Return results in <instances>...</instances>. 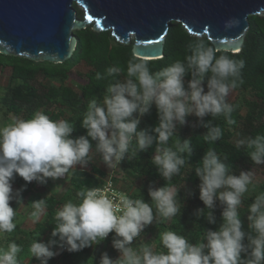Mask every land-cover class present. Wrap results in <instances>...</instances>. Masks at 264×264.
I'll list each match as a JSON object with an SVG mask.
<instances>
[{
    "label": "clouds",
    "instance_id": "9594fccd",
    "mask_svg": "<svg viewBox=\"0 0 264 264\" xmlns=\"http://www.w3.org/2000/svg\"><path fill=\"white\" fill-rule=\"evenodd\" d=\"M244 68L243 59L217 54L213 46L195 40L188 44L183 60L177 59L159 71L152 72L145 60L133 57L122 80L117 79L123 75L119 66H109L103 75L97 72L96 80L111 78V82L102 100L93 97L87 104L81 122L86 135L74 138L73 124L64 119L54 121L40 111L30 119H17L0 128V233H12L16 228L17 213L11 204H23L25 190H13L17 176L25 184L35 181L44 185L49 179H61L76 166L84 168L92 162V142L108 168L126 158L135 159L155 144L151 163L166 183L159 188L149 186L152 203L121 196V205H116L101 195L100 189L87 188L78 194L82 197L78 204L68 201L57 212L56 226L47 242L31 243L30 251L39 264H49L63 251L75 253L98 246L109 234H113L112 247L119 256L112 259L102 253L99 264H264V193L249 206L245 231L238 209L252 184V173L230 174L229 165L212 149L195 168L200 181L199 199L205 206L196 210V217L215 224L214 210L219 203L223 210L218 230H205L196 244L174 231H165L160 238L166 252H154L146 245L138 251L131 246L156 217L170 221L181 214L180 191L169 182L185 165V154L192 157L193 148L192 140H182L178 129L194 116L199 126L207 129L203 135L206 142L221 139V128L210 126L209 121L204 123V118L222 115L229 125L236 123L227 97L243 83ZM187 77L190 79L185 85ZM153 106L158 123L151 129H141L142 119ZM236 146L251 149V161L264 164V135L238 140ZM31 205L36 210L32 215L38 218L45 199ZM21 251L15 242H10L7 249L0 248V264H18Z\"/></svg>",
    "mask_w": 264,
    "mask_h": 264
},
{
    "label": "trees",
    "instance_id": "16d2710c",
    "mask_svg": "<svg viewBox=\"0 0 264 264\" xmlns=\"http://www.w3.org/2000/svg\"><path fill=\"white\" fill-rule=\"evenodd\" d=\"M73 7L76 9L75 4ZM77 15L83 18L79 10ZM248 22L249 28L240 51H216L217 54H229L245 61V68L242 70L243 83L227 97L233 106L232 119L236 123L229 125L222 115L205 117L204 123L209 121L210 126H219L222 130L221 139L215 143L204 140L203 135L207 129L199 126L194 116L189 117L188 122L178 129L179 137L182 140L190 138L193 148L192 157L188 158L185 154V165L169 182L180 191L182 212L170 221L156 217L153 224L133 241L131 246L138 251L146 245L154 252H166L160 238L165 231H174L185 236L190 243L196 244L201 241L205 230H218L223 210L219 203L214 210L215 224H209L204 217H196V210L204 209L205 206L199 199L200 181L195 176V168L200 166V161L209 149L214 150L229 165L230 174L238 176L241 171H251L252 176L259 175L257 179L252 177V184L243 195L238 209L244 230H248V208L257 195L264 193V164L253 163L249 158L251 149L246 146L238 148L236 145L238 140L264 135V13L249 16ZM74 35L77 38L76 47L72 56L62 64L32 61L0 53V76L4 79L2 87L0 86V111L3 119H12L13 123L17 119H30L35 112L40 111L54 121L64 119L73 124L74 138L86 135L81 122L87 104L93 97L102 100L105 88L111 82V78L96 80V73L103 75L109 66H119L123 69V75L117 79L122 80L126 76L128 61L135 56L132 53L133 41L122 44L113 37L110 30L97 31L93 25H89L85 29L74 31ZM195 40H202L213 46L205 36L191 35L181 23L171 22L165 37L163 56L145 61L152 72L159 71L177 59L183 60L188 54V44ZM80 66L84 69H78ZM188 79L190 77L186 78L185 85ZM157 123V112L153 106L151 113L142 119L139 127L151 129ZM92 143V152H97L95 142ZM173 143L174 139L170 140L169 146ZM155 149L154 144L147 152L139 153L135 159L126 158L112 172L111 180L115 184L122 182V190L133 200L143 198L145 202L152 203L148 196L149 186L159 188L166 183L151 163ZM68 175L66 189L60 196L57 193L63 181L49 179L46 184L41 185L35 181L25 184L19 176L15 178L13 190L25 188L22 192L23 204L12 202L11 206L17 213L14 221L16 228L12 233H0V248L7 249L10 242H15L22 249L17 254L18 264H39L30 251L31 243L34 240L47 242L56 226V214L62 206L68 201L78 204L82 199L78 195L80 192L102 186L107 178L106 172L97 167L93 160L84 168L76 166ZM189 192L192 195L189 196ZM40 199H45V208L37 218L32 215L36 210L31 202ZM152 206L155 213V205ZM206 214L205 212L203 215ZM25 219L32 221V226L28 229L23 227ZM102 253H107L112 259L118 258L119 253L112 247V237L98 246L79 252L63 251L51 259L49 264H99Z\"/></svg>",
    "mask_w": 264,
    "mask_h": 264
},
{
    "label": "water",
    "instance_id": "95a60500",
    "mask_svg": "<svg viewBox=\"0 0 264 264\" xmlns=\"http://www.w3.org/2000/svg\"><path fill=\"white\" fill-rule=\"evenodd\" d=\"M263 11L264 0H0V53L62 64L76 47L74 31L93 25L122 44L133 39L135 57L156 60L171 22L205 36L216 51L236 53L248 17Z\"/></svg>",
    "mask_w": 264,
    "mask_h": 264
},
{
    "label": "rangeland",
    "instance_id": "374dc122",
    "mask_svg": "<svg viewBox=\"0 0 264 264\" xmlns=\"http://www.w3.org/2000/svg\"><path fill=\"white\" fill-rule=\"evenodd\" d=\"M76 9L77 10H79V11H81V9L79 8V7H76ZM263 13H264V11L262 12V13H260L259 15H263ZM133 41V39L132 40H130V42H132ZM78 69H80V70H83L84 68H83V66L81 67H78ZM3 77L2 76H0V86L2 87V85H3ZM6 85H7V79H6ZM2 92H1V90H0V94H1ZM9 124H12V119H8V120H6V119H3V117H2V112L0 111V128H3V127H5V126H7V125H9ZM92 155H93V161H94V163H95V165L97 166V167H99L101 170H103L104 172H106V174H107V179H110V177H112L111 175H112V172L114 171V168L116 169L117 168V166L116 167H112V168H108V167H106L104 164H103V159L101 158V157H99L98 156V153L97 152H92ZM70 172V171H69ZM69 172L67 173V174H65V177L64 178H61L60 180L58 179V180H54V181H63V184H62V186H61V188L59 189V191H58V196H60L63 192H64V190L66 189V186H67V182H68V177H69ZM256 177H255V176ZM252 177L254 178V179H257V177L259 176V175H256V174H254ZM118 184V187L119 188H121V189H123V183L122 182H117ZM32 226V221H30V220H28V219H25L24 221H23V227L24 228H26V229H28V228H30Z\"/></svg>",
    "mask_w": 264,
    "mask_h": 264
},
{
    "label": "built area",
    "instance_id": "2783aa9c",
    "mask_svg": "<svg viewBox=\"0 0 264 264\" xmlns=\"http://www.w3.org/2000/svg\"><path fill=\"white\" fill-rule=\"evenodd\" d=\"M64 177H65V175L62 178H64ZM111 179H112L111 177H110V179L106 178L105 181H104V184L102 186L98 187V189H100V194L101 195H104L108 199L112 200L114 204L121 205V196L128 197V195L121 188H119L118 185L115 184L113 182V180H111ZM118 214H120V213H118ZM112 235L113 234H109L108 238H111Z\"/></svg>",
    "mask_w": 264,
    "mask_h": 264
}]
</instances>
